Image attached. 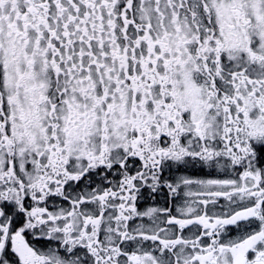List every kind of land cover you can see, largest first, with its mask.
Wrapping results in <instances>:
<instances>
[{
    "label": "snow or ice",
    "instance_id": "6c2138e0",
    "mask_svg": "<svg viewBox=\"0 0 264 264\" xmlns=\"http://www.w3.org/2000/svg\"><path fill=\"white\" fill-rule=\"evenodd\" d=\"M0 264H264V0H0Z\"/></svg>",
    "mask_w": 264,
    "mask_h": 264
}]
</instances>
